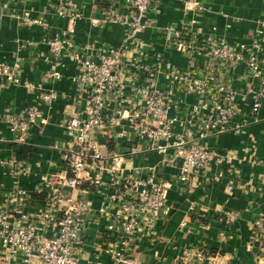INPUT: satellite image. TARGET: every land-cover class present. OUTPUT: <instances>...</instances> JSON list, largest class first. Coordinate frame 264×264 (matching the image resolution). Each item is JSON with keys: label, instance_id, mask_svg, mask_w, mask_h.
<instances>
[{"label": "built area", "instance_id": "built-area-1", "mask_svg": "<svg viewBox=\"0 0 264 264\" xmlns=\"http://www.w3.org/2000/svg\"><path fill=\"white\" fill-rule=\"evenodd\" d=\"M49 2L54 14L68 24L62 34L46 39L52 67L44 75L50 81L60 80L64 60L73 62L77 73L72 81L83 105L69 111L59 124L66 134L61 147L65 170L40 175L33 190L42 195L40 206L26 210L33 193L18 180L5 192V205L0 204L2 258L12 264H105L100 258L105 252L112 264H131L130 256L141 245L153 247L159 239L167 191L179 183L189 187L200 170L233 159L207 139L245 126L237 96L249 100L250 117L259 112L264 101V46L256 32L245 42H228L212 30L201 33L191 25L169 28L170 45L186 58V68L173 67L161 57L148 64L141 34L152 23L148 15L152 0H124L122 11L114 6L105 11L104 22L122 28L119 46L76 43L73 26L79 12L73 0ZM198 7L191 0L186 9L199 11ZM17 17L28 26L48 27L40 17ZM240 66L249 78L243 92L223 79L226 71ZM20 73L17 62L0 61V87L33 90L36 86L23 81ZM160 77L165 78L162 87ZM189 95L194 101L187 105L183 98ZM56 97L49 89L18 114L3 117L16 142L24 143L33 126L42 130L47 118L41 104L50 105ZM123 120L131 131L112 130ZM103 137L126 139V150L103 153ZM149 150L162 154L171 150V157L164 160L181 162L176 178L157 176L154 167L143 173L141 167L125 166V152ZM0 168L14 177L29 171L16 157L0 159ZM88 188L99 194L98 206L86 197ZM100 223L106 242L91 255L87 230ZM250 238L264 252V215L251 222ZM218 256L195 246L185 248L170 264H221Z\"/></svg>", "mask_w": 264, "mask_h": 264}, {"label": "crops", "instance_id": "crops-1", "mask_svg": "<svg viewBox=\"0 0 264 264\" xmlns=\"http://www.w3.org/2000/svg\"><path fill=\"white\" fill-rule=\"evenodd\" d=\"M191 0H152L148 12L151 25L141 34L146 51L144 61L152 63L161 57L171 66L186 68V58L172 48L173 34L169 28H197L201 33L213 31L217 37L228 42H245L257 33L264 46V28L259 22L264 19V0H197L205 7L195 11L186 9ZM78 17L73 26V38L78 44L93 43L95 46H119L122 28L116 23L104 22L105 11L114 6L120 11L124 0H73ZM30 15L48 22L43 29L39 25H25L17 16ZM192 21V22H191ZM68 21L54 14L49 0H0V61L17 62L23 81L33 83V90L22 86L0 87V159L18 157L22 145L31 146L30 157L23 159L28 173L11 176L0 168V204L5 205V192L15 185L16 180L33 193L34 187L44 172L65 170L62 146L66 134L59 125L69 114L82 108L83 98L72 81L77 73L73 62L64 60L60 68L62 78L50 81L44 74L50 69L49 46L46 39L62 34ZM200 37V35H199ZM223 79L228 80L243 92L248 83L245 69L240 66L226 71ZM159 86L165 78L160 77ZM53 89L57 97L50 105L41 104L47 123L42 130L33 126L24 143L14 140L3 117L18 114L27 104L38 100L39 95ZM187 105L194 96L183 98ZM242 108L240 118L247 120L238 132H225L207 139L209 145L233 158L226 163L212 164L196 173L197 181L187 187L183 183L167 191L164 222L157 230L159 239L152 247L143 244L130 256L131 264H170L185 248L202 246L218 253L221 264H264V252L250 240V224L264 215V101L256 116H249V100L237 96ZM183 117V112L180 113ZM127 126L126 121L115 126L119 130ZM129 137L133 138L132 134ZM105 154L125 151L126 139L100 138ZM168 154L153 150L135 155L124 154L126 167H141L143 173L154 167L157 176L176 178L180 161L168 162ZM227 186H231L227 191ZM86 197L98 206L100 196L94 188H88ZM41 195L33 193L26 210L33 211L41 204ZM103 223L87 230L86 241L91 255L97 253L98 245L106 242ZM104 247V246H103ZM105 264H112L109 255L100 253ZM0 264H12L2 258ZM123 264V263H121Z\"/></svg>", "mask_w": 264, "mask_h": 264}, {"label": "trees", "instance_id": "trees-1", "mask_svg": "<svg viewBox=\"0 0 264 264\" xmlns=\"http://www.w3.org/2000/svg\"><path fill=\"white\" fill-rule=\"evenodd\" d=\"M32 152H33V149L31 148V146H28V145H22V146H21V150H20L19 153H18V157H17V159H18V160H23V159H25V158H28V157L31 156ZM36 195L39 196V194H36ZM41 197H42V195H41Z\"/></svg>", "mask_w": 264, "mask_h": 264}, {"label": "rangeland", "instance_id": "rangeland-1", "mask_svg": "<svg viewBox=\"0 0 264 264\" xmlns=\"http://www.w3.org/2000/svg\"><path fill=\"white\" fill-rule=\"evenodd\" d=\"M197 1V0H196ZM198 2V6H200V8L198 7L197 9H199V11H201V10H204L205 9V7L202 5V3L201 2H199V1H197ZM263 23H264V19H262V21H260L259 22V27H263L264 28V26H263ZM257 37V35H255V38Z\"/></svg>", "mask_w": 264, "mask_h": 264}]
</instances>
